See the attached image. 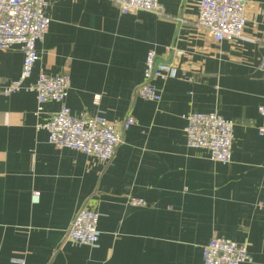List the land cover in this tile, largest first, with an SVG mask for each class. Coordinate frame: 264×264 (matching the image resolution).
I'll return each mask as SVG.
<instances>
[{
    "label": "crops",
    "instance_id": "obj_1",
    "mask_svg": "<svg viewBox=\"0 0 264 264\" xmlns=\"http://www.w3.org/2000/svg\"><path fill=\"white\" fill-rule=\"evenodd\" d=\"M160 3L164 16L123 14L112 0L46 6L50 27L24 84L40 71L68 72L74 115L120 127L131 114L137 123L105 163L57 148L37 129L60 103L38 115L34 91L0 96V264H204L213 237L247 242L251 260L242 264H264V0H245V38L222 41L197 27L199 0ZM150 50L178 67L177 77L154 80L159 101L136 94ZM23 58L19 44L0 53V87L19 78ZM193 111L235 122L230 164L187 145L184 115ZM83 206L100 214L96 246L65 242Z\"/></svg>",
    "mask_w": 264,
    "mask_h": 264
},
{
    "label": "built area",
    "instance_id": "obj_2",
    "mask_svg": "<svg viewBox=\"0 0 264 264\" xmlns=\"http://www.w3.org/2000/svg\"><path fill=\"white\" fill-rule=\"evenodd\" d=\"M123 14L138 11L152 12L164 16L160 0H112ZM50 0H0V53L21 45L24 58L18 79L0 87V96H10L22 89L34 91L37 97L36 114L44 112L48 101L60 103V108L45 121H39L37 129L48 132V141L57 148H70L95 157L105 163L110 162L123 142V131L137 123L129 114L121 126L110 122L105 116L74 115L65 100L69 94L71 79L68 72L50 75L40 71L36 82L25 85L31 77L39 59L37 44L47 34L51 18L46 14ZM245 0H199V14L196 25L212 34L216 41L236 40L244 37L247 23ZM260 42L264 46V38ZM177 53L181 54L180 51ZM259 69L264 84V55ZM178 67L172 61L159 60L155 50L146 57L144 81L136 89L143 99L159 101L162 98L155 79L175 78ZM95 101L100 96H95ZM264 114V107L260 108ZM187 145L208 151L211 159L230 164L234 145L235 122L217 111H193L184 115ZM264 132V129H260ZM40 192L34 191L32 200L38 202ZM133 206H145L143 198L131 197ZM100 214L90 206L77 211L65 234V242L72 245L96 246L100 240ZM204 264H242L251 260L249 244L236 242L224 237L211 238L202 248ZM24 262V260H16Z\"/></svg>",
    "mask_w": 264,
    "mask_h": 264
},
{
    "label": "rangeland",
    "instance_id": "obj_3",
    "mask_svg": "<svg viewBox=\"0 0 264 264\" xmlns=\"http://www.w3.org/2000/svg\"><path fill=\"white\" fill-rule=\"evenodd\" d=\"M99 243V242H98Z\"/></svg>",
    "mask_w": 264,
    "mask_h": 264
}]
</instances>
